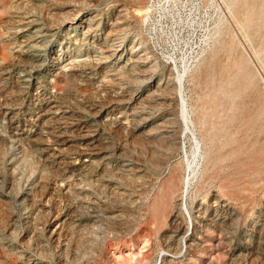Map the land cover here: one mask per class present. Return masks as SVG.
Returning a JSON list of instances; mask_svg holds the SVG:
<instances>
[{"label":"rangeland","instance_id":"1","mask_svg":"<svg viewBox=\"0 0 264 264\" xmlns=\"http://www.w3.org/2000/svg\"><path fill=\"white\" fill-rule=\"evenodd\" d=\"M262 110L264 0H0V264H264Z\"/></svg>","mask_w":264,"mask_h":264},{"label":"bare ground","instance_id":"2","mask_svg":"<svg viewBox=\"0 0 264 264\" xmlns=\"http://www.w3.org/2000/svg\"><path fill=\"white\" fill-rule=\"evenodd\" d=\"M245 2H246V1H245ZM247 2H248V1H247ZM232 3H233V2H232ZM234 3H235V2H234ZM237 5H238V4H237ZM230 6H232L231 3H230ZM228 7H229V6H228ZM235 8H237V7H235ZM238 8H240V7H238ZM231 9H232V8H231ZM229 10H230V9H229ZM236 10H237V9H236ZM243 12H244V11H243ZM236 13H237V12H236ZM219 30H221V29L219 28ZM222 30H223V29H222ZM227 31H228V30H227ZM218 32H219V31H218ZM225 33H226V32H225ZM226 34H227V33H226ZM222 39H223V38H222ZM226 41H227V38H226ZM222 42H223V41H222ZM222 42H221V43H222ZM219 44H220V43H219ZM220 45H222V44H220ZM222 46H223V45H222ZM220 47H221V46H220ZM234 48H235V47H234ZM217 49H218V46H217ZM221 50H222V49H221ZM219 51H220V50H219ZM223 51H224V50H222V51H220V52L222 53ZM221 53H219L218 55L220 56ZM214 55H215V54H214ZM240 55H241V54H240ZM210 56H211V55H210ZM210 56H209V57H210ZM212 56H213V54H212ZM215 56H216V55H215ZM222 57H223V56H222ZM210 58H211V57H210ZM212 58H213V57H212ZM212 58H211V59H212ZM216 58H217V56H216ZM221 59H222V58H221ZM208 60H209V59H208ZM207 62H208V61H207ZM229 62H230V60H229ZM221 63H222V62H221ZM207 64H208V63H207ZM214 65H215V64H214ZM222 65H223V64H222ZM244 65H245V64H244ZM205 66H206V65H205ZM202 67H203V66H202ZM202 67H201V68H202ZM241 67H242V66H241ZM204 68H205V67H204ZM205 69H206V68H205ZM210 69H211V68H210ZM200 70H201V69H200ZM198 71H199V70H198ZM246 71H247V70H246ZM221 72H222V70H221ZM232 72H233V71H232ZM232 72H231V73H232ZM197 73H198V72H197ZM204 73H205V72H204ZM206 73H207V72H206ZM227 73H228V71H227ZM227 73H226V74H227ZM233 73H234V72H233ZM242 73H243V72H242ZM255 73H256V72H255ZM221 74H223V73H221ZM243 74H244V73H243ZM251 74H252V73H251ZM218 75L221 76L220 74H218ZM234 75H235V74H234ZM249 75H250V74H249ZM254 75H255V74H254ZM219 76H218V77H219ZM230 76H231V74H230ZM252 76H253V75H252ZM215 77H216V76H215ZM222 77H223V76H222ZM222 77H221V78H222ZM243 77H244V76H243ZM258 77H259V76H258ZM226 78H227V77H226ZM229 78H230V77H229ZM235 78H236V77H235ZM212 79H213V78H212ZM253 79H255V77H254ZM253 79H252V80H253ZM238 80H239V79H238ZM240 80H241V79H240ZM242 80H243V78H242ZM252 80H251V81H252ZM260 80H261V78H260ZM226 81H227V80H226ZM226 81H225V82H226ZM231 82H232V80H231ZM237 82H239V81H237ZM246 82H247V80H246ZM226 83H227V82H226ZM226 83H225V84H226ZM220 84H221V83H220ZM223 84H224V83H223ZM225 84H224V85H225ZM233 84H234V83H233ZM235 84H236V80H235ZM238 84H239V83H238ZM231 85H232V84H231ZM236 85H237V84H236ZM240 85H241V84H240ZM249 85H250V84H249ZM204 86H205V85H204ZM226 86H227V85H226ZM232 86H233V85H232ZM222 87H223V86H222ZM227 87H228V86H227ZM227 87H225V88H227ZM218 88H219V87L217 86V89H218ZM244 88H245V87H244ZM254 88H255V87H254ZM256 88H257V87H256ZM215 89H216V88H215ZM213 90H214V89H213ZM222 90H223V89H222ZM222 90H221V91H222ZM236 90H237V89H236ZM234 91H235V90H234ZM234 91H233V92H234ZM237 91H238V90H237ZM216 92H217V91H216ZM223 92H224V90H223ZM223 92H222V93H223ZM226 92H227V91H226ZM228 92H229V91H228ZM253 92H255V91H253ZM229 93H231V92H229ZM218 94H219V93H218ZM227 94H228V93H227ZM232 94H233V93H232ZM236 94H238V93L236 92ZM252 94H253V93H252ZM233 95H234V94H233ZM215 96H216V95H215ZM215 96H214V97H215ZM220 96H221V95H220ZM226 96H227V95H226ZM231 96H232V95H231ZM207 97H208V96H207ZM221 97H225V96H221ZM216 98H217V97H215V99H216ZM232 98H233V97H232ZM237 98H238V97H237ZM230 99H231V98H230ZM200 100H202V99H200ZM211 100H214V99H211ZM233 100H234V99H233ZM235 100H236V99H235ZM239 100H240V99H239ZM214 101H215V100H214ZM214 101H213V102H214ZM217 101H218V100H217ZM206 102H207V101H206ZM210 102H211V101H210ZM182 103H183V105L181 104V105H182V111H181V112H182V114L185 116V118L188 119V118H189V117H188L189 115H188V108H187V105L185 104V102H182ZM199 103H200V102H199ZM209 104H211V103H209ZM215 104H216V103H215ZM211 106H212V105H211ZM213 106H214V105H213ZM224 106H225V105H224ZM234 106H235V105H234ZM209 107H210V105H209ZM216 107H217V106H216ZM218 107H219V106H218ZM218 107H217V108H218ZM221 107H222V105H221ZM229 107H230V106H229ZM204 108H205V107H204ZM210 108L212 109V107H210ZM210 108H208V110H205V109H202V110H204V112H205V111H206V112H209V111L212 112ZM214 108H215V107H214ZM232 108H233V107H232ZM259 108H261V107H259ZM221 109H222V108H221ZM230 109H231V108H230ZM230 109H229V110H230ZM237 109H238V108H237ZM197 110H198V109H197ZM217 110H218V109H217ZM217 110H216V111H217ZM213 111H214V110H213ZM227 111H228V110H227ZM230 111H231V110H230ZM262 111H264V110H262ZM210 112H209V114H210ZM224 112H225V111H224ZM224 112H223V113H224ZM234 112H235V111H234ZM195 113H196V112H195ZM195 113H194V114H195ZM216 113H218V112H216ZM220 113H221V112H220ZM192 114H193V112H192ZM206 114H207V113H206ZM212 114H213V112H212ZM218 114H219V113H218ZM227 114H228V113H227ZM259 114H260V113H259ZM207 115H208V114H207ZM220 115H221V114H220ZM224 115H225V114H224ZM192 116H193V115H192ZM203 116H204V115H202V117H203ZM209 116H210V115H209ZM213 116H214V115H213ZM217 116H218V115H217ZM217 116H215V117H217ZM256 116H257V115H256ZM207 117H208V116H207ZM258 117H259V116H258ZM183 118H184V117H183ZM200 118H201V116H200ZM204 118H205V117H203V119H204ZM254 118H255V117H254ZM198 119H199V118H198ZM218 119H219V118H218ZM232 119H233V118H232ZM191 120H192V119H191ZM260 120H262V118H261ZM260 120L258 121L259 123L261 122ZM188 121H189V120H188ZM199 121H200V119H199ZM202 121H204V120H202ZM202 121H201V122H202ZM263 121H264V120H263ZM191 122H192V121H191ZM191 122H190V123H191ZM211 122H212V121H211ZM225 122H226V121H225ZM228 122H229V121H228ZM256 122H257V121H256ZM190 123H189V124H190ZM193 123H194V122H193ZM193 123H192V124H193ZM202 123H203V122H202ZM202 123L199 122L198 124L201 125ZM209 123H210V122H209ZM210 124H211V123H210ZM231 124H232V123H231ZM194 125H196V124L194 123ZM216 125H217V124H216ZM218 125H219V123H218ZM201 126H202V125H201ZM205 126H206V125H205ZM263 126H264V125H263ZM203 127H204V125H203ZM223 127H224V126H223ZM256 127H257V126H256ZM210 128H211V130H212V127H210ZM217 128H218V127H217ZM213 129H215V128H213ZM223 129H224V128H223ZM262 129H263V128H262ZM219 130H220V129H219ZM221 130H222V129H221ZM221 130H220V131H221ZM257 130H258V129H257ZM55 131H56V130H55ZM227 131H228V130H227ZM258 131H259V130H258ZM221 132H222V131H221ZM259 132H260V131H259ZM204 133H205V132H204ZM216 133H217V132H216ZM216 133H215V134H216ZM219 133H220V132H218V134H219ZM56 134H57V133H56ZM77 135H78V134H77ZM216 135H217V134H216ZM219 135H220V134H219ZM232 135H233V134H232ZM259 135H260V134H259ZM235 136H236V135H234V137H235ZM211 137H212V136H211ZM216 137H218V136H216ZM219 137H220V136H219ZM214 138H215V137H214ZM223 138H224V137H223ZM247 138H248V137H247ZM210 139H211V138H210ZM215 139H216V138H215ZM217 139H218V138H217ZM217 139H216V140H217ZM224 139H225V138H224ZM228 139H229V138H228ZM233 139H234V138H233ZM248 139H249V138H248ZM220 140H221V138H220ZM235 140H236V139H235ZM222 141H223V140H222ZM225 141H226V140H225ZM227 141H228V140H227ZM262 141H263V140H262ZM195 142H196V141H195ZM213 142H214V141H213ZM216 143H219V142H216ZM216 143H215V145H216ZM225 143H226V142H225ZM233 143H234V142H233ZM262 143L264 144V142H262ZM223 144H224V143H223ZM223 144H222V145H223ZM78 145H79V144H78ZM256 145H257V144H256ZM259 145H260V144H259ZM227 146H228V144H227ZM54 147H55V146H54ZM196 147H197V148H196V150H195V154H194L195 158H194V159H196V158H197V155H198V150H199L198 144H196ZM62 148H63V147H62ZM77 148H78V147H77ZM223 148H224V146H223ZM240 148H241V147H240ZM93 149H94V148H93ZM102 149H103V148H102ZM84 150H85V149H84ZM213 150H214V149H213ZM220 150H222V149H220ZM220 150H218V151H220ZM223 150H224V149H223ZM73 151H74V150H73ZM87 151H88V150H87ZM259 151H260V150H259ZM91 152H92V151H91ZM207 152H208V151H207ZM211 152H212V151H211ZM260 152H261V154H262L263 151H260ZM92 153H93V152H92ZM218 153H219V152H218ZM218 153H216V155H217ZM220 153H221V152H220ZM236 153H238V152H236ZM209 154H210V153H209ZM257 154H258V153H257ZM211 155H212V154H211ZM253 155H254V154H253ZM212 156H214V155H212ZM218 157H219V154H218ZM218 157H217L216 161L218 160ZM78 159H79V158H78ZM210 159H211V158H210ZM192 162H193V161H192ZM213 162H214V161H213ZM191 165H193V164H191ZM194 165H195V164H194ZM226 166H227V165H226ZM213 167H214V166H213ZM190 168H191V167H189V169H190ZM228 168H229V167H228ZM220 169H221V168H220ZM191 170H192V169H191ZM192 172H193V171H192ZM190 176H191V175H190ZM190 176H189V177H190ZM251 176H252V175H251ZM180 177H181V176H180ZM188 179H189V178H188ZM262 181H263V180H262ZM180 183H181V182H180ZM187 185H188V184H187ZM256 186H257V185H256ZM240 187H241V186H240ZM240 187H239V188H240ZM260 192H261V191H260ZM263 192H264V191H263ZM252 195H253V194H252ZM153 224H154V223H153ZM180 225H181V224H180ZM208 230H209V232L211 233V236H209L210 238H209V240H207V241H210V244H211L212 239H216V238H218V237H217V235H216V233H215L214 230H212V229H208ZM208 230H207V231H208ZM209 235H210V234H209ZM181 236H182V235H181ZM218 236H219V235H218ZM178 241H179V240H178ZM194 242H195V240H194ZM214 242H215V241H214ZM188 245H189V244H188ZM128 253H129V252H128ZM133 253H135V252L131 251V253H129V254L122 253L121 255L126 256V257H128V255H129V257H132ZM108 256H109V255H108ZM135 256H136V255H135ZM110 257H112V262H113V261L116 262V261L119 260V258H120V257L116 256V254H115V255H112V254H111ZM110 257H109V259H110ZM212 257H213V256H212ZM216 257H218V256H214V258H216Z\"/></svg>","mask_w":264,"mask_h":264}]
</instances>
